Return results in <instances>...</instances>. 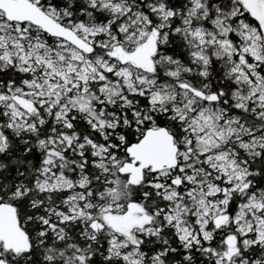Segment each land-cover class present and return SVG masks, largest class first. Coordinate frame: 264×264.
Wrapping results in <instances>:
<instances>
[{"label":"snow or ice","instance_id":"obj_1","mask_svg":"<svg viewBox=\"0 0 264 264\" xmlns=\"http://www.w3.org/2000/svg\"><path fill=\"white\" fill-rule=\"evenodd\" d=\"M0 264H264V0H0Z\"/></svg>","mask_w":264,"mask_h":264}]
</instances>
